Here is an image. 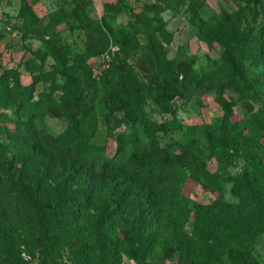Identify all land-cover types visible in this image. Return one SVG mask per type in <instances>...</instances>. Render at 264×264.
Masks as SVG:
<instances>
[{"label":"rangeland","instance_id":"rangeland-1","mask_svg":"<svg viewBox=\"0 0 264 264\" xmlns=\"http://www.w3.org/2000/svg\"><path fill=\"white\" fill-rule=\"evenodd\" d=\"M127 1L140 21L154 19L152 9L160 12L170 6L160 13L168 36L157 33L154 41L138 34V47L121 49L107 29V23L123 26L128 22L124 11L113 6L115 0H0V88L29 86L36 101L50 92L52 83L70 82L82 94L81 100H73L55 92L57 103L42 118L32 124L23 119L36 141L34 153L0 134V264H112L111 243L118 247V264H141L126 249L128 235L144 226L157 234L146 264H188L180 259L173 237L194 240L193 219L191 214L187 221L171 215L174 208H166L171 201L165 188L136 181L125 172L87 168L57 145L74 134L81 120L98 116L105 93L102 80L113 62L131 72L133 86L153 88L164 80L159 65H174L177 80L189 86L186 91H169L168 97L177 108L175 118L186 127L205 131L218 125L226 110L235 121L264 109V42L261 56L252 42L258 40L253 35L264 36V0ZM85 19L90 23L85 30L79 29ZM154 26L159 25L154 22ZM88 49L97 55L85 59ZM213 61L222 65L212 69ZM39 65L50 80H42ZM141 100L151 121L172 120L157 104L143 96ZM8 120H17L15 111L0 104V123L12 129ZM97 122L90 142L108 143L112 153L108 127L101 117ZM110 126L115 132L126 130L117 122ZM182 136L175 131L161 136V141L170 143ZM204 164L211 174L233 177L247 163L238 158L220 168L213 158ZM195 175L191 170L183 173L182 207L192 212L196 205L238 203L231 184L212 191L200 185ZM167 222L175 225L169 227ZM78 227L85 233L79 235ZM224 246L231 250V244H221L212 258L197 251L189 264H231L227 254L222 256ZM251 250L258 264H264V232Z\"/></svg>","mask_w":264,"mask_h":264},{"label":"trees","instance_id":"trees-1","mask_svg":"<svg viewBox=\"0 0 264 264\" xmlns=\"http://www.w3.org/2000/svg\"><path fill=\"white\" fill-rule=\"evenodd\" d=\"M113 6L124 11L128 18L127 24L123 26L106 22L113 43L121 49L134 50L138 47L136 39L138 34H144L154 41L157 33L164 37L168 36L163 28L160 13L170 9V6L166 5L160 12L152 9L154 19L145 21H140L133 14L127 0H115ZM25 8L28 11L25 18H29V9L27 6H24ZM195 9L194 5L191 9L194 21ZM85 20L80 21L79 29L85 30L90 23L89 19ZM154 22L159 26H154ZM91 23L99 25L96 21L91 20ZM256 37L258 40L252 42L256 45V55L261 56L260 44L264 42V36L258 33L253 35L254 39ZM108 40V35H105V45ZM95 55L97 53L94 50L88 49L85 59ZM220 65L221 62L213 61L209 67L217 69ZM38 69L42 74V80L51 79L50 74L44 72L42 65H39ZM158 69L164 76L158 88L133 86L130 80L131 72L113 62L102 80L105 93L98 116L81 120L71 137L58 141V147L87 168L100 167L106 172L121 174L125 172L126 176L136 181L153 183L158 189L165 188L171 201L166 208H174L171 215L183 216L187 221L191 214L193 219L196 233L194 240L173 237L180 252V259L185 263H194L193 256L197 255L195 253L197 251L200 252L198 255L212 258L217 255L221 244H231V250L226 246L222 247V256L227 254L231 264H258L252 255L251 247L259 233L264 232V109L235 121L232 119V112L226 110L219 124L210 126L205 131L196 126L186 127L175 118L177 108L170 103L168 93L173 89L186 91L189 83L177 80L174 65L168 67L160 64ZM49 88L50 92L40 94L36 101H33L32 88L29 86L18 87L16 90L0 88V104L4 108H12L17 116V120H8L12 129L0 123V134H7L16 147H23L34 153L36 141L29 131L30 126L24 124L23 119L32 124L36 119L42 118L45 110L56 105L53 97L55 92L66 94L73 100H81L82 94L70 82L52 83ZM142 96L160 106L161 112L170 114L172 120L162 124L151 121L143 110ZM115 112L119 116H115ZM98 117H101V121L108 127L109 140L114 142L112 153L108 151V143L97 145L90 142L96 132ZM112 122H117L126 130L115 132L110 126ZM175 131L182 133L180 140L170 143L161 141V136H167ZM213 158L220 168L232 165L238 158H242L247 164L242 167L239 174L221 177L205 170V161ZM187 170L196 172L195 180L212 191L231 184V193L238 199V203L230 205L217 203L210 208L196 205L192 212L182 207L180 192L184 184L183 173ZM155 185L153 187L156 189ZM156 191L158 193L157 189ZM102 219L103 216L99 221ZM167 224L169 227L175 225H170L169 222ZM78 230L79 235L85 233V229L81 227H78ZM146 233L145 239L141 235ZM128 236L131 240L127 243L129 244L127 254L141 264H146L144 260L149 254L148 250L150 247L152 249L153 243L157 240L156 232L144 226ZM115 244L111 243L109 250L112 264L119 263L116 257L118 247Z\"/></svg>","mask_w":264,"mask_h":264}]
</instances>
